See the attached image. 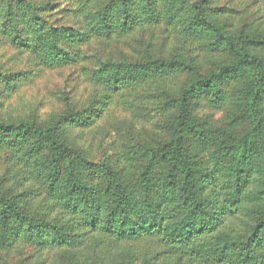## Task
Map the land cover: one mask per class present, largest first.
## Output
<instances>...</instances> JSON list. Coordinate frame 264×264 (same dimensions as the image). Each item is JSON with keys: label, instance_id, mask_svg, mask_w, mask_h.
<instances>
[{"label": "trees", "instance_id": "obj_1", "mask_svg": "<svg viewBox=\"0 0 264 264\" xmlns=\"http://www.w3.org/2000/svg\"><path fill=\"white\" fill-rule=\"evenodd\" d=\"M229 1L0 0V43L30 75L93 86L13 116L32 77L0 68V261L264 264V16ZM116 106L134 121L95 159L82 136Z\"/></svg>", "mask_w": 264, "mask_h": 264}, {"label": "rangeland", "instance_id": "obj_2", "mask_svg": "<svg viewBox=\"0 0 264 264\" xmlns=\"http://www.w3.org/2000/svg\"><path fill=\"white\" fill-rule=\"evenodd\" d=\"M247 12L249 19L264 16V0H230L229 5ZM0 68L3 70H20L25 76L32 77L25 81L22 87L5 102V109L13 116L28 115L36 111L42 119L48 118L53 112L58 111L64 104V98L72 101L75 106L82 105L93 90V86L80 75L77 68L61 71H43L35 76L30 75V66L27 57H18L12 48L0 43ZM36 71V70H34ZM32 71V72H34ZM216 114V117H221ZM131 113L122 106H116L110 115H106L91 131L83 134V145L90 150L93 158L100 159L106 146L117 139L116 128L118 125L127 127L134 120ZM4 169L2 155L0 154V173ZM3 256V255H1ZM45 258L43 264H62L57 258L47 257L46 254L37 256L31 247L18 249L2 257L0 264H33Z\"/></svg>", "mask_w": 264, "mask_h": 264}]
</instances>
